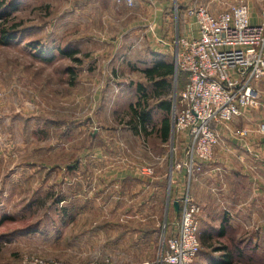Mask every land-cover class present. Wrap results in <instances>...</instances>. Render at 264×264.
Masks as SVG:
<instances>
[{"label":"rangeland","instance_id":"374dc122","mask_svg":"<svg viewBox=\"0 0 264 264\" xmlns=\"http://www.w3.org/2000/svg\"><path fill=\"white\" fill-rule=\"evenodd\" d=\"M102 1L0 0V13H9L7 25L17 26L14 39L0 46V264H22L28 257L59 260L53 248L59 246L68 216L92 199L130 198V190L139 185L135 177L144 164L135 166L131 158L136 134L126 113L137 100V85L145 87L150 107L156 103L141 71L158 59L174 67L175 36L171 31L168 40L161 37L166 46L152 37L150 47L110 46L106 43L115 38L104 34L110 15ZM237 1L172 0L170 9L174 23H178V7L183 8L182 21L193 23L188 9L202 7L217 14ZM167 81L171 123L186 77L176 72ZM161 119V112L155 110L153 124ZM155 133L154 129L144 136L143 149L149 146L151 155H165L167 175L171 155L175 173L183 157V137L170 133L164 146L157 140L150 144L146 137ZM117 134L113 140L111 136ZM123 155L127 159L122 161ZM121 168L129 173L123 188L122 175H117ZM179 217L169 205L160 224L155 257L163 237L176 232ZM204 233L214 237L217 230L201 225L200 239ZM222 242L214 237L204 247L201 244L193 264L207 263L217 255L211 254V247ZM91 255L89 261L84 256L86 262H65L117 264L103 252Z\"/></svg>","mask_w":264,"mask_h":264},{"label":"crops","instance_id":"0c3cea01","mask_svg":"<svg viewBox=\"0 0 264 264\" xmlns=\"http://www.w3.org/2000/svg\"><path fill=\"white\" fill-rule=\"evenodd\" d=\"M102 2L106 13L110 15L104 34L107 39L115 38V41L106 43L110 46L122 47L129 44L131 49L150 47L151 37L158 43V40H162L161 37L168 40L171 31L174 36L178 35L174 10L170 9L172 0H134L132 8L118 5L115 0ZM181 2L183 1L180 4ZM247 5L250 23L264 24V0H248ZM180 35L194 37L196 29L184 19ZM114 56L113 54L111 58ZM256 86L260 95L258 105L244 110L226 128H218L219 143L213 149L212 159L201 164L200 170L190 182L186 180L183 171L171 172V155L167 161L168 175L164 173L165 155H151L149 146V152L143 149V137L134 135L136 146L131 158L134 159L135 166L141 162L144 165L147 162L154 164L155 168L159 166L157 170L154 169V180L151 177L153 181L147 182L144 177L135 173L138 176L135 180H138L139 185L137 190H130V198L92 199L87 201L89 203H82L84 207L78 209L71 216L72 221L61 228L59 246L53 248L55 258L69 263H81L89 261L91 254L103 252L104 256L112 258L117 264L152 262L160 224L169 205L179 201L186 191L202 207L200 226L218 230L226 217V236L242 239L254 247L256 255L263 258L264 136L256 128L264 118V80ZM111 137L116 140L118 134ZM111 137L107 135V138ZM150 137L147 136L146 140L151 144ZM125 159L127 157L123 155L122 161ZM118 174L122 175L119 180L123 188L128 170L121 168ZM173 212L177 214L174 209ZM93 258L92 256L91 260Z\"/></svg>","mask_w":264,"mask_h":264},{"label":"built area","instance_id":"2783aa9c","mask_svg":"<svg viewBox=\"0 0 264 264\" xmlns=\"http://www.w3.org/2000/svg\"><path fill=\"white\" fill-rule=\"evenodd\" d=\"M115 2L127 8L134 5V0ZM186 14L192 19L196 36H175V68L185 75L186 84L175 100L171 127L174 135L183 137L184 146L175 172L183 171L190 182L201 164L212 159L213 149L219 143L218 128H226L244 110L258 105L256 85L264 80V24L250 23L248 5L242 0L217 14L202 7L190 8ZM158 43L168 44L163 40ZM144 130L151 132V126L146 125ZM256 131L264 136V118ZM142 143L146 146L144 139ZM154 169V165L148 164L137 171L141 177L151 178ZM177 202V230L163 237L153 264H193L201 250L202 207L187 191ZM22 264L68 263L28 257Z\"/></svg>","mask_w":264,"mask_h":264},{"label":"trees","instance_id":"16d2710c","mask_svg":"<svg viewBox=\"0 0 264 264\" xmlns=\"http://www.w3.org/2000/svg\"><path fill=\"white\" fill-rule=\"evenodd\" d=\"M177 13L178 36L181 37L182 35H180V32L183 22V12L181 8L178 7ZM8 16L9 13L6 10L0 13V46H7L10 41L14 39V32L17 28L15 24L7 25L6 19ZM74 54L77 53L75 52ZM159 56L160 55H158L157 57ZM141 73L144 78L151 84V100L156 101V103L150 107L145 87L142 85H137V100L134 104H130L128 106V111L126 113L128 116V124L132 126L135 134L140 135L141 137H143V139H145L144 136L148 133L144 130L145 126L151 125V132L154 129L156 132L155 135L152 136L153 138L151 137V142L157 140L160 144H166L171 133V123L168 118L171 111V106L170 102L166 100V97L169 95L171 86L168 83L167 79L173 76L174 67L168 62L162 59H158L153 62L150 68L142 70ZM155 110L161 112L162 119L158 123L153 124V112ZM68 217V220L63 221V227L72 221L71 216ZM227 224L228 221L224 219L220 227L218 228L217 235H215L214 237L221 242L222 240L224 241L219 247H211V254L216 253L217 255L210 256L206 264H264V257L261 258L256 255L254 252V247L246 244L242 239H235L226 236ZM204 234L205 235H203L201 239L199 236V242L201 240L200 245L202 244L203 247L204 244H206L205 242L211 241L212 238H214L208 233Z\"/></svg>","mask_w":264,"mask_h":264},{"label":"water","instance_id":"95a60500","mask_svg":"<svg viewBox=\"0 0 264 264\" xmlns=\"http://www.w3.org/2000/svg\"><path fill=\"white\" fill-rule=\"evenodd\" d=\"M176 48V47H175ZM176 50L177 49H175V53H176ZM175 54H174V76H175V73L177 72L176 71V68H175ZM171 133H172V127H171ZM172 207H173V209H174V211L175 212H178V210H179V203L177 202V201H174L173 203H172ZM167 208H168V206H167Z\"/></svg>","mask_w":264,"mask_h":264}]
</instances>
